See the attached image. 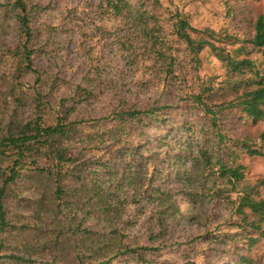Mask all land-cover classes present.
Wrapping results in <instances>:
<instances>
[{
    "label": "rangeland",
    "instance_id": "374dc122",
    "mask_svg": "<svg viewBox=\"0 0 264 264\" xmlns=\"http://www.w3.org/2000/svg\"><path fill=\"white\" fill-rule=\"evenodd\" d=\"M14 1L0 0V131L17 133L40 102L49 124L58 117L78 123L60 146L72 157L60 181L76 197L70 194L75 209L60 214L58 224L47 210L58 204L57 177L25 169L4 203L11 221L29 226L33 235L19 236L17 242L11 234L8 248H0V264H12L8 257L16 253L23 256L26 241L36 246L32 257L38 264H79L81 256L111 259L109 264H264V234L250 226L252 215L242 221L227 197L237 194L209 190L214 177L202 180L195 191L184 180L191 157L201 149L227 153L224 144L217 147L212 122L194 96L202 93L211 103L236 93L212 51L205 47L195 54L174 28L179 12L193 27L216 31L217 45H225V33L249 39L264 16V0H119L120 11L113 0H26L33 7L37 72H27L17 54L21 28ZM250 57L264 69V53L254 50ZM149 108L157 110L122 119L129 109ZM241 115L236 109L224 111L218 123L232 138L258 141L264 120L254 124ZM96 132L108 133L101 144L83 139ZM112 133L122 140L114 144ZM40 161L57 167L50 159ZM238 162L244 165L245 182L264 181V157L243 152ZM257 189L264 197V184ZM82 195L96 205L76 212V198ZM101 196L103 210L110 209L105 216L97 205ZM71 227H76L73 247L51 250L48 238H70Z\"/></svg>",
    "mask_w": 264,
    "mask_h": 264
},
{
    "label": "trees",
    "instance_id": "16d2710c",
    "mask_svg": "<svg viewBox=\"0 0 264 264\" xmlns=\"http://www.w3.org/2000/svg\"><path fill=\"white\" fill-rule=\"evenodd\" d=\"M146 1L158 3L160 0ZM113 3L117 11H120L119 0H113ZM12 8L17 14L21 28V43L17 48L20 63L22 62L27 72H35L36 69L32 60L34 51L31 48L33 39L31 12L33 7H29L26 0H15ZM175 17L174 28L179 38L184 40L195 54L208 47L214 56L223 63L228 75L226 79L228 88L236 93L231 99L211 103L207 101L202 93L194 96V101L202 105L206 115L209 116L212 122L211 125L217 137V147L224 144V149L227 153L215 155L214 149H201L198 156L191 157L192 164L186 170L184 180L189 184L190 187L188 188H193L195 191L202 186V180L214 177L213 185L209 190H216L217 193L223 190L235 192L237 194L235 199H232L231 195H227V197L235 204L236 212L241 215L242 221H247L248 216L252 215L254 219L249 222L250 226L264 234V197L261 196L259 189H257V185L260 183L264 184V181H256L255 185L245 182L244 165L238 162V156L243 152L248 155L264 157V133L260 135L258 141L250 140L249 137L232 138L223 131L218 123L219 114L233 109L240 110L243 113L239 117L240 119L249 117L254 124L264 120V69L260 67L261 65L255 59L250 57L254 50L264 53V16H259L255 22L254 33L251 38H240L225 33L223 41L226 42L225 45H217L216 42L220 41V39H216V31L209 28L200 30L193 27L188 18L179 12L175 14ZM193 33L204 34V37H193ZM248 44H250V47H248ZM37 98L42 100L41 93H37ZM41 107L42 102L36 105L33 116L21 125L17 133H13L10 130L0 131V248H8L10 241L14 240L11 234H16L17 242V237L19 236L23 237L22 239H26L33 235V230L29 226L25 228L24 224L18 225L17 222L11 221L4 203V196L10 185L16 182L25 169H35L38 174L57 177L56 190L58 196L56 199L58 204L53 208L51 206V209L47 208L48 213H53L56 218L54 221L57 222L59 220L57 217L62 213H64L62 216H65V210L68 209L71 212L74 208L73 203L71 206L70 200L72 196L76 197L75 191L72 190L70 193V187L65 182L60 181V178L67 175L66 171L63 170L64 165L66 162L71 161L72 157L68 152H65V147L60 146L64 139L73 136V125L78 123L70 122L66 124L60 121L58 117L55 123L49 124L44 118ZM156 110L152 108L144 111L129 109L122 113V119H139L140 116H149ZM107 134L106 132L88 133L84 135L83 139L88 144L99 145L106 140ZM110 138L114 144L118 140H122V136L119 133H112ZM229 141H231V145L227 144ZM43 158H46L48 162L49 159L56 162V169L42 165L40 160ZM219 179H222L220 184L217 183ZM220 186H224L223 189ZM85 198L86 195L76 198V212H83L88 206L96 205L95 202L90 203V198ZM103 198V196L99 198L100 201L99 203L97 202V205L98 209L101 208L100 211L102 213L105 212V216L110 209L103 210L101 207ZM62 206L65 209H61ZM60 223L61 220L58 221V224ZM75 230L76 227L70 228V232L67 233L70 238L62 237L61 234H57L51 239L48 238L47 244H50V249H61L62 244L64 248H72L71 233H75ZM85 232L89 231L85 230ZM86 237H89V233L86 234ZM84 240L85 237L82 236L79 242H84ZM23 250L25 253L23 256L16 253V255L8 257L13 260L12 264H38L37 260L32 257L37 251L35 245H31L30 241H26ZM125 250L135 251V249L130 248ZM70 259L72 260V257ZM110 262L111 259L103 262L86 261L83 256L79 259V264H109ZM39 264L48 263L40 262Z\"/></svg>",
    "mask_w": 264,
    "mask_h": 264
}]
</instances>
